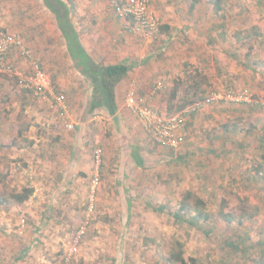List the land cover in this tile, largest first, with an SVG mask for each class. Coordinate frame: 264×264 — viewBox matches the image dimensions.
<instances>
[{
	"label": "rangeland",
	"instance_id": "obj_1",
	"mask_svg": "<svg viewBox=\"0 0 264 264\" xmlns=\"http://www.w3.org/2000/svg\"><path fill=\"white\" fill-rule=\"evenodd\" d=\"M65 1L75 5L72 21L97 61L128 60L131 79L117 93L115 117L90 111L92 86L69 60L43 0H0V34L20 35L49 62L43 70L75 124L65 128L56 104L0 73V196L7 198L0 264H178L169 259L181 239L186 256L202 264H264V182L254 171L263 153L264 0H223L220 13L210 0L194 8L191 0H149L160 24L150 39L130 32L114 11L119 0ZM166 1L178 7L173 19L162 9ZM164 15L182 30L162 29ZM11 60L22 78L30 72L15 53ZM132 89L166 116L197 109L187 142L177 150L154 144L126 106ZM24 187L34 193L18 204L11 195ZM187 191L195 194L191 207L196 197L205 200L207 231L174 223ZM222 204L234 216L229 226ZM235 232L251 235L252 251L227 245L226 234Z\"/></svg>",
	"mask_w": 264,
	"mask_h": 264
},
{
	"label": "trees",
	"instance_id": "obj_2",
	"mask_svg": "<svg viewBox=\"0 0 264 264\" xmlns=\"http://www.w3.org/2000/svg\"><path fill=\"white\" fill-rule=\"evenodd\" d=\"M191 1L192 8H194L199 2V0ZM210 1L212 2L217 12L220 13L223 10V0ZM43 2L44 5L54 15L57 21V25L62 34V37H64L66 41L68 53L74 61L75 68L83 76L86 77L87 81H89L90 85L92 86L93 95L90 105V111L94 112L99 109H104L109 114V116L115 117L118 111L117 88L120 83H122L128 77L129 71L132 69V67L127 65L126 63L104 65L93 61V59L89 57L84 47L81 45L79 33L75 28L74 22L71 18L75 5L72 2L70 3L69 1L65 0H43ZM161 28H165L168 30L167 26H163ZM6 33L11 32L7 31ZM177 91L178 88H175L174 96ZM180 108H183V106H181ZM171 111L172 109H170V112ZM192 111V114H185L186 124L183 128V133L185 135L184 144L187 142L186 128L190 124H192L190 122L191 117L193 119L196 117L197 109H194ZM257 140L259 142L260 148L263 149V153L260 155L261 162L256 165L254 171L256 172L255 176L259 177L264 182V135H258ZM133 157L135 159V162L137 163V166L143 167V159L141 156H139L136 150L134 151ZM33 193V188L24 187L18 192L13 193L11 195V198L16 203L23 204L31 198ZM194 197V193L187 191L184 194V198L181 201V205H179V207L175 209V212H173L171 216L173 217L174 223L176 224H179L181 226L186 225L190 227H195L199 231H207L205 224L210 221L211 215L206 212V202L200 197L195 198L196 202L193 207L190 206L189 203L193 200ZM6 201V197L0 196V205L4 204ZM151 207L152 210L157 212L165 211L166 208L165 206ZM224 207L225 206L222 204L219 215L229 226V224L233 222L234 216L225 213ZM243 216H245L244 213ZM250 216L254 217V215ZM208 231L209 233L207 232V235L210 236L212 234V231ZM226 237H228L227 245L233 250H243L245 253H248L253 249L248 244L251 238V235L248 232H244V234H241L240 232H235L230 235L226 234ZM260 245L263 246L264 241L261 242ZM175 246V251L171 254L169 262L178 264H202V262L198 258L194 256H186L185 242H183L182 239L177 240Z\"/></svg>",
	"mask_w": 264,
	"mask_h": 264
},
{
	"label": "built area",
	"instance_id": "obj_3",
	"mask_svg": "<svg viewBox=\"0 0 264 264\" xmlns=\"http://www.w3.org/2000/svg\"><path fill=\"white\" fill-rule=\"evenodd\" d=\"M149 0H119L113 1V7L117 15L129 21V30L133 34L150 39L160 32L158 19L154 18L148 9ZM14 53L18 58L29 62L30 72L22 78V73L12 63ZM0 73H7L19 77L32 95L42 101H49L53 107L56 104L57 112L62 118L65 128L74 129V121L68 114L64 94L53 91L50 76L43 70L26 41L18 34H0ZM160 89V87H159ZM236 100L235 98H231ZM126 106L139 119L142 128L154 144L171 150L179 149L185 142L183 128L186 124L185 113L176 116H166L153 110L148 97H139L135 89L128 92ZM99 153V152H98ZM100 161V155L97 156ZM93 209L91 205L90 210ZM84 234V230L82 231ZM75 250V248H74ZM66 264H70L67 261Z\"/></svg>",
	"mask_w": 264,
	"mask_h": 264
},
{
	"label": "crops",
	"instance_id": "obj_4",
	"mask_svg": "<svg viewBox=\"0 0 264 264\" xmlns=\"http://www.w3.org/2000/svg\"><path fill=\"white\" fill-rule=\"evenodd\" d=\"M95 1V0H94ZM113 3V2H112ZM163 6H162V9H164L166 12H168V18H172L171 17V14L170 13H172V14H174L175 13V11H174V9L175 8H178L177 6L176 7H173L172 6V4L170 3V2H168V1H166L165 3L164 2H162L161 3ZM46 7V6H45ZM47 8V7H46ZM47 10H49L48 8H47ZM50 11V10H49ZM114 11H115V9H114ZM75 12V6H74V11H73V13ZM160 12H164L163 10L162 11H160ZM72 13V14H73ZM117 14V13H116ZM72 16V15H71ZM119 16V15H118ZM165 16L166 15H164V23H165V26H167V28L169 29V31H171V30H178V31H181L182 30V27H181V25H176L177 23H173V22H171L170 21V19H168V18H165ZM120 17V16H119ZM55 18V17H54ZM173 19V18H172ZM57 22V21H56ZM75 28L77 29V31L79 30L78 29V26H76L75 25ZM165 29V28H164ZM165 30H167V29H165ZM61 33V32H60ZM78 33H79V31H78ZM62 35V34H61ZM79 38H80V42H81V45L84 47V49H85V51H86V53L89 55V57L90 58H92L93 59V61H96V63L98 62L97 61V59L92 55V50H91V48H89V47H87V45L85 44V42H84V37H82L81 35H79ZM63 40L65 41V39H64V37H63ZM65 46H66V50H67V54H68V56H69V60L73 63V66H74V61H73V59L71 58V56L69 55V53H68V49H67V44H66V41H65ZM31 50V49H30ZM34 55V54H33ZM34 57H36L35 55H34ZM37 58V57H36ZM37 60L40 62V60L37 58ZM46 62V63H45ZM44 63H41L40 62V64L43 66V67H46V65H47V68L49 67V62L48 61H45ZM99 63V62H98ZM120 63H126L127 65H129V66H131L132 67V69L129 71V74H128V77L124 80V82H122V83H120V85L118 86V88H117V93L119 92V91H123L124 89H126L127 88V86H128V84H127V80L128 79H131V77H130V75H131V73H132V70H133V65H132V63H129L128 62V60H125L124 62H120ZM100 64H104L103 62H101ZM114 64H119V63H114V62H109L108 64H104V65H114ZM74 68H75V66H74ZM76 69V68H75ZM76 71L78 72V74L79 75H81L82 77H84L85 79H86V77L85 76H83L77 69H76ZM48 73H49V71H48ZM87 80V79H86ZM89 82V81H88ZM142 82V84H144L146 87L150 84V82L148 83V81H146V79H144V80H142L141 81ZM90 83V82H89ZM141 84V83H140ZM146 90V89H145Z\"/></svg>",
	"mask_w": 264,
	"mask_h": 264
}]
</instances>
